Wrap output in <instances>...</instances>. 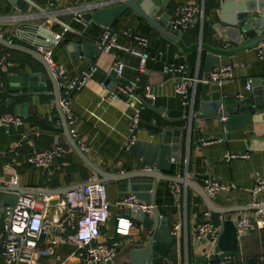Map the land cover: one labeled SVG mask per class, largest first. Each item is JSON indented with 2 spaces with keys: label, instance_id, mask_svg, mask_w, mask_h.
Segmentation results:
<instances>
[{
  "label": "crops",
  "instance_id": "crops-1",
  "mask_svg": "<svg viewBox=\"0 0 264 264\" xmlns=\"http://www.w3.org/2000/svg\"><path fill=\"white\" fill-rule=\"evenodd\" d=\"M0 0V29L2 38L11 39L15 45L37 51L17 37L22 18L29 16L31 23L51 30L55 35L62 32V27L55 18L69 24L72 31L63 36L62 41L52 48L53 59L65 67L68 78L81 76L91 66L97 71L86 85L71 95V111L75 122L71 129L76 131V141L85 146L84 153L101 169L110 173L131 174L145 170V165L131 149L129 126L135 110L140 111L139 127L136 131L137 142H159L160 134L165 128L183 129L179 164L174 165L171 173L174 176L190 180L188 184L160 181L155 189V206L161 216L170 219V226H180L177 242L171 247L167 257H159L152 264H217L226 261L229 264H264V229L254 227L247 234L239 236L236 254L232 258H222L217 253V244L209 240H198L197 229L207 221L222 227L224 220H232L234 224L248 213L256 211L252 206L255 177L264 179V112L252 119V124L243 132H234L231 140H219L225 136L224 121L196 117L200 103L210 101L214 91L221 90L230 97L246 96L250 91L246 86L250 80L264 75V65L249 50L238 51L227 56L221 67L234 64V76L222 87L199 85L196 93L194 114L190 118V109L182 106L180 98L175 94L174 86L177 76L163 73L166 64L185 65L191 75L205 77L206 54L208 48L230 50L231 42L220 40L213 26L220 21L222 5L227 0H170L168 13L173 20L177 18L176 6L192 3L204 11V21L196 19L180 43L173 42L153 28L145 19L128 9L117 25V41L122 46L137 48L149 54L143 72L139 71V57L113 50L102 53L94 61L84 57H72L63 40H79L89 27L83 16L97 11L101 5L110 0ZM30 2L37 4L42 10L35 8ZM21 10V13H18ZM106 28L93 25L83 41L100 42L99 38ZM142 36L148 40L146 48L134 40ZM45 38L43 43H47ZM207 48V49H206ZM238 48L234 45L233 49ZM7 55L9 64L3 74L4 89H0V115H20L18 106L27 103V115L20 127L0 128V182H10L18 178L24 189L48 191L63 190L71 186L94 181L98 176L90 169L74 151L64 136L63 124L55 104L54 89L48 81V91L34 102L32 97L19 98L14 105L6 104L10 95V78L26 71H44V68L31 56L15 50H8L0 45V56ZM118 62L125 64L122 78L114 80L111 71ZM116 84V85H115ZM120 84H136V94L140 98L146 86H150L157 99L153 105H142L138 99L120 96L112 99L111 91ZM60 91V99L65 97ZM54 104V108L51 106ZM180 112L182 115L179 116ZM172 113V117L170 116ZM21 116V115H20ZM60 121L61 126L58 125ZM252 136H256L253 139ZM56 144L66 148V154L53 166L38 170L26 163V158L36 152L48 149ZM227 154L248 155V158H226ZM207 179L236 185L230 192H222L210 198L214 206L221 209L234 208L239 211L217 214L210 211L205 201L197 192L203 188ZM156 183V181H155ZM179 186V189L176 186ZM108 199L111 203L110 220L102 228L100 241L106 244L119 242L117 255L111 264H134L132 252L141 248L145 240L142 227L127 212L117 205L121 199L118 183L106 184ZM204 190V189H203ZM44 197V196H40ZM50 197V196H46ZM264 201V194L258 197ZM49 215L54 220L61 218L64 211L62 201L51 200ZM5 205L0 203V264H4L2 254L3 212ZM210 212V216H207ZM129 219L132 223L128 235L118 234L119 218ZM72 246H65L55 251L52 257H42L40 264H59L58 259L66 260L65 255ZM137 260V258H136ZM66 264H83L78 259H71Z\"/></svg>",
  "mask_w": 264,
  "mask_h": 264
},
{
  "label": "water",
  "instance_id": "water-1",
  "mask_svg": "<svg viewBox=\"0 0 264 264\" xmlns=\"http://www.w3.org/2000/svg\"><path fill=\"white\" fill-rule=\"evenodd\" d=\"M13 5L18 0L11 1ZM170 0H110L98 7L97 11L83 15L82 18L89 23V27L84 32V36L79 40H63V44L71 52L72 57H84L89 61H94L103 51L100 50L99 42L83 41L93 25L106 28L112 35L117 34V25L121 17L128 9L145 19L153 28L173 42L180 43L189 30L183 31L175 29L173 18L168 13ZM21 13V10H18ZM33 19L29 16L22 18L23 24L19 26L17 37L28 45L44 49H52L55 46L56 35L51 30L31 23ZM220 40L225 43L231 42L230 50L220 48H206V69L211 71L219 69L222 61L227 56L234 55L238 51L249 50L255 55L257 63L264 65V0H227L221 7L220 21L213 26ZM49 38L47 43H43L45 38ZM101 38L98 39L100 41ZM0 45L7 50H15L31 56L42 65L44 71H26L18 76H12L10 80V95L6 104L13 106L19 98L32 97L36 102L37 98L46 95L48 91V81L53 85L55 104L59 111L64 136L69 144L86 164V169L94 172L98 179L86 183L78 184L63 190H32L24 189L20 183L16 184L0 182V203L6 206L15 205L19 194H30L35 196H64L79 188H85L93 183H118L120 191L119 198L135 195L139 200L147 204L155 205V189L160 181H168L179 184H188L193 187L190 180L174 176H165L171 173L174 165L179 164V155L182 145L183 129L165 128L159 135V142L143 143L137 142L131 149L132 153L142 161L145 170L131 173L119 174L106 172L97 166L81 149L76 139L71 135L70 128L62 113L60 105V89L52 69L43 55L37 51L22 46L15 45L11 39L0 37ZM234 45L238 48L233 49ZM234 68L233 61H230ZM111 78L116 80L118 75L115 70L111 71ZM116 85V84H115ZM28 104L18 106L19 113L24 118L27 115ZM264 112V75L252 80V90L246 96L237 98L224 94L221 90L214 91L210 95V101L200 103L199 113L196 117L221 120L223 118L225 136L219 140H231L234 132H243L252 124V119ZM174 113L170 116L172 117ZM182 115L180 112L179 116ZM175 116V115H174ZM256 139V136H252ZM156 181V183H155ZM197 192L205 201L208 209L217 214H227L239 209H221L214 206L202 187L198 186ZM127 216L133 218L138 227H142L145 233L141 248L132 252L134 264H152L154 259L167 257L171 247L177 242V237L173 235L170 226V219L161 216L158 209L153 216L142 212L126 210ZM239 244V236L236 226L232 220L222 222V230L217 242V253L222 258H232L236 254ZM137 258V260H136ZM219 264V263H217ZM229 264V263H226Z\"/></svg>",
  "mask_w": 264,
  "mask_h": 264
},
{
  "label": "built area",
  "instance_id": "built-area-1",
  "mask_svg": "<svg viewBox=\"0 0 264 264\" xmlns=\"http://www.w3.org/2000/svg\"><path fill=\"white\" fill-rule=\"evenodd\" d=\"M33 7L38 8L37 4L30 2ZM175 13L177 18L173 20L174 28H180L183 31L189 29L196 19L204 21V11L200 7L185 3L176 6ZM81 19L82 16H77ZM55 21L61 25L62 32L56 35L55 45H58L63 36L72 31L69 24L55 18ZM0 37L2 30L0 29ZM134 40L140 46L146 48L148 40L142 36H135ZM100 50L109 53L113 50H120L131 53L140 59L139 71L143 72L149 59V54L137 48H128L122 46L117 41V36L112 35L107 30L99 42ZM37 52L44 56L55 78L58 81L60 91L64 90L65 97L60 99L62 113L66 118L68 126H72L75 117L71 111V95L80 90L86 83L93 78L97 67L91 66L81 76L68 78L66 69L63 65L57 64L53 59L52 49L37 48ZM9 64L7 55L0 56V89H4L3 74ZM115 71L119 78H122L125 71V64L118 62ZM165 75L177 76L174 86L175 94L180 98L182 106L190 109V118L194 114V105L196 100L197 88L199 85H213L222 87L223 84L232 79L234 71L231 66L221 67L208 72L205 77L191 75L187 72L185 65L166 64L163 70ZM247 90H252V80L247 83ZM112 99H118L124 96L128 99H138L142 105H153L157 99L150 86H146L142 97L136 94V84H120L111 91ZM54 108V104L51 105ZM226 119L223 118V121ZM140 111L135 110L131 117L129 126L130 139L128 149H132L137 143L136 131L139 127ZM24 124L23 117L20 115H0V128L20 127ZM58 125L61 126L60 121ZM71 135L76 139V131L70 128ZM81 147V145H80ZM82 150H87L85 146ZM66 154V148L56 144L48 149L36 152L26 158V163L31 167L41 170L53 166L60 158ZM226 158H248V155L227 154ZM18 182L17 177H13L7 184ZM179 189V186H176ZM203 189L209 198H214L222 192H230L236 189L232 183L219 182L207 179L204 182ZM253 197L252 206L256 211L248 213L240 218L236 223L238 236L247 234L254 227L264 229V201H259L258 197L264 194V179L259 175L255 177V182L251 190ZM51 200L62 201L64 206L63 214L58 220H54L49 215V202ZM117 205L124 209H130L134 212H142L153 216L156 212V206L147 204L139 200L135 195H129L117 202ZM111 203L108 199L107 187L103 183H93L85 188H79L64 196L40 197L30 194H19L18 199L13 206H6L3 212V240L2 254L4 264H40L42 257H52L55 251L65 247L72 246L74 251L66 260L58 259L59 264H66L71 259H78L83 264H111L115 259L119 242L106 244L100 241L101 230L110 220ZM207 212V216H210ZM132 223L129 219L119 218L117 221V233L128 235ZM222 227L212 221H207L197 229L198 240H209L217 244ZM173 235H180V226H175ZM264 257V248H263ZM222 261L219 264H226ZM166 264H173L168 262ZM208 264H212L209 262Z\"/></svg>",
  "mask_w": 264,
  "mask_h": 264
},
{
  "label": "rangeland",
  "instance_id": "rangeland-1",
  "mask_svg": "<svg viewBox=\"0 0 264 264\" xmlns=\"http://www.w3.org/2000/svg\"><path fill=\"white\" fill-rule=\"evenodd\" d=\"M74 251V249H69L65 255L69 256L72 252Z\"/></svg>",
  "mask_w": 264,
  "mask_h": 264
},
{
  "label": "trees",
  "instance_id": "trees-1",
  "mask_svg": "<svg viewBox=\"0 0 264 264\" xmlns=\"http://www.w3.org/2000/svg\"><path fill=\"white\" fill-rule=\"evenodd\" d=\"M8 51V50H7Z\"/></svg>",
  "mask_w": 264,
  "mask_h": 264
}]
</instances>
